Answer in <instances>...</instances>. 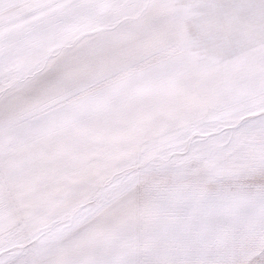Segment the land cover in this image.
Listing matches in <instances>:
<instances>
[{"label":"snow or ice","instance_id":"obj_1","mask_svg":"<svg viewBox=\"0 0 264 264\" xmlns=\"http://www.w3.org/2000/svg\"><path fill=\"white\" fill-rule=\"evenodd\" d=\"M0 264H264V0H0Z\"/></svg>","mask_w":264,"mask_h":264}]
</instances>
